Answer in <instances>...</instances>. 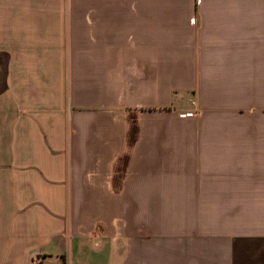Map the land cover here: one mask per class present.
<instances>
[{"label": "crops", "instance_id": "1", "mask_svg": "<svg viewBox=\"0 0 264 264\" xmlns=\"http://www.w3.org/2000/svg\"><path fill=\"white\" fill-rule=\"evenodd\" d=\"M36 256L264 264V0H0V264Z\"/></svg>", "mask_w": 264, "mask_h": 264}, {"label": "built area", "instance_id": "2", "mask_svg": "<svg viewBox=\"0 0 264 264\" xmlns=\"http://www.w3.org/2000/svg\"><path fill=\"white\" fill-rule=\"evenodd\" d=\"M192 23L194 22V19L190 20ZM31 264H49L45 260H43L41 257H34L31 261Z\"/></svg>", "mask_w": 264, "mask_h": 264}]
</instances>
